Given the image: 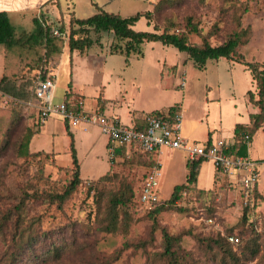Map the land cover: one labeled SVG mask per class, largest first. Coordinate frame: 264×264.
Wrapping results in <instances>:
<instances>
[{"label":"rangeland","instance_id":"obj_1","mask_svg":"<svg viewBox=\"0 0 264 264\" xmlns=\"http://www.w3.org/2000/svg\"><path fill=\"white\" fill-rule=\"evenodd\" d=\"M243 6L248 8L244 13ZM97 7L123 17L149 10L151 22L148 24L141 17L133 25L135 30L162 32L167 28L185 33L188 41L197 45L202 42L201 35L215 45L224 42L233 31L246 30L247 41L237 47L238 57L264 63V0H47L30 14L10 17L18 34L34 28V17L44 28H63L54 34L61 35L55 42L58 51L49 53L47 60L58 62L59 69L63 67L67 83L81 94L85 105H92L99 92L117 98L122 111L129 110L135 116L178 105L182 134L194 137L197 143L207 136L231 137L235 122L246 121L251 113L259 111L250 101L257 98L255 83L242 62L219 58L207 60L203 68H198L185 52L159 41L143 43V57H126L110 52L116 38L108 32L92 33L99 42L81 53L73 50L71 55L65 51L60 54L67 48L70 19L88 17ZM187 16L196 23L198 34L188 32ZM2 46L0 80L3 75L6 79L0 82V264H168L163 255L162 227L170 235L181 237L180 247L185 255L182 264H216L204 239L217 233L239 237L237 244L228 240L238 253L247 240H256L258 253L239 264H264V166L259 167L255 194L249 197L246 223L241 220L244 200L237 186L224 184L215 199L198 193L197 187L218 190L211 160L202 162L195 187L178 199L180 209L161 211L154 217L141 215L144 213L134 198L133 192L149 168L135 153L128 158L115 156L110 160L109 179L97 183L94 189L82 179L75 191L59 203L55 195L66 188L73 165L64 166V158L55 161L50 153L21 147L29 130L34 129L19 101L31 94L34 73L45 71L43 67L33 68L41 63L46 48L43 44L10 49ZM26 67L30 70L24 72ZM65 88L54 87V102L62 101ZM43 139L46 144L48 140ZM248 148L250 158L264 160V125L253 135ZM88 158L90 154L84 166ZM186 160V153L180 150L164 148L159 154L161 198L167 199L173 186L185 180ZM87 170L83 167V176H99ZM126 186L132 189L131 200L118 207L117 229L109 232L105 230L111 220L107 201ZM30 234L38 235L39 242L33 244L31 251L24 250L11 259L18 236L22 242ZM53 244L59 245V256L43 261L46 247Z\"/></svg>","mask_w":264,"mask_h":264},{"label":"trees","instance_id":"obj_2","mask_svg":"<svg viewBox=\"0 0 264 264\" xmlns=\"http://www.w3.org/2000/svg\"><path fill=\"white\" fill-rule=\"evenodd\" d=\"M241 10L242 13H244L248 10V8L246 6H243L241 7ZM141 17L146 18L149 24L152 19V12L147 10L144 12H137L131 16L123 17L118 13L108 12L100 7H97V11L88 17H72L69 23L67 47L70 52H72L73 50H77L81 53L93 44L99 42V37H93L92 33L99 35L100 33L108 32L116 38L115 42L110 46V52L122 53L126 57L130 56L131 54L143 57L142 44L145 42L159 41L163 45L173 46L179 51L185 52L188 58L191 59L198 68H203L207 60H216L219 58H226L228 60L242 62L249 69L251 77L255 83L257 98L254 99L252 97L250 98V101L254 105L258 106L259 111L256 113H251L249 115V120L246 123L237 122L234 125V139L228 151L232 154L247 155L248 146L252 140L253 135L260 127L264 125V63L243 61L241 55L240 57H238L239 54L237 53V47L247 41V38H244L246 30L241 29L233 31L228 35L224 42L215 45H212L206 39L205 35H201L202 42L200 45H197L190 43L185 33L169 31L167 28L162 32L135 30L133 28V25ZM33 23L34 28L30 32L23 31L18 34L15 31L13 24L11 23L8 12L0 11V45H3L2 49H10L15 48L16 46L25 47L26 45L32 46L36 44H43L46 48V53L41 56V63H39L33 69L38 70L43 67L45 71H42V75H45V73L48 71L47 69H45L46 65H49L47 56L51 52L58 51V46L55 42L60 39L61 35H53L51 28L42 27L39 19L36 17L33 18ZM185 26L189 33H199V29L196 23L192 21L191 16L186 17ZM62 30L63 28L60 29L59 32L61 33ZM29 70L30 68L26 67L24 72ZM37 72L34 73V77H36ZM4 79H6V77L3 75L0 82ZM67 97L68 94L66 98ZM178 109V105H171L164 110L152 111V113H155L159 116H167ZM22 111L25 114L27 120L30 121L29 123L31 124V127L34 129L29 130L26 138L21 142V147L23 149H27L30 138L34 133L38 132L40 125L36 123V115L33 111L28 112L25 111L24 108H22ZM68 134L71 138L69 150L73 167L72 174L66 188L62 193L55 195V199H57L59 203L63 202L67 197H69L70 194L75 191L77 186L82 181V178L79 174V161L76 156L73 139L69 132ZM32 152L38 153L44 151ZM117 155L125 157L124 147H118V149H116V156ZM204 160L205 159L201 157H197L191 160L187 159L185 163L187 167L185 180L182 183L173 186L172 192L167 199H163L159 195L158 204L151 209L143 211L141 210L142 213H144L141 215H151V217H154L161 211H165L168 209H180V206L177 205V201L182 193L187 192L195 187L200 166ZM145 162L148 164V166L151 164L150 162ZM110 177L111 175L108 171L97 179L87 180V182L90 183L89 188L94 189L97 183L109 179ZM215 180L218 181L217 172L214 177V181ZM95 181L96 183H94ZM224 188L225 187L218 185V190L215 191L213 188L206 189L204 191V189H200L198 187L197 190L199 194L205 193L206 198L215 199L217 193ZM256 188L257 184L254 186V189L247 197H242L244 200L243 211L241 214V220L243 221V223H246V221H248L247 215L250 208V204L248 201L253 196V194H255ZM137 192L138 190L135 193L133 192L135 199L137 196ZM131 196L132 189L131 187L126 186L122 190L118 189L109 197L106 209L108 210L107 212L109 215V219L111 220L105 227V230L112 232L117 229V209L118 207L124 206L126 203H128L131 200ZM96 200H98V197L96 198ZM209 219L211 220V223H214L212 218ZM127 227L128 225L126 224V229ZM160 230L162 234L163 255L167 257L168 264H182V260L185 255L184 252L181 251L180 247L181 237L179 235H170L164 227H162ZM231 235L232 234L221 235L220 233H217L215 234V236L204 239V246L209 252H211V256L216 264H239L242 259L249 260L258 253L259 245L254 239L247 240L243 245L240 253L234 251L228 241V238ZM20 237H23L22 233H20ZM20 237L18 236V242L15 244V249L13 251V254L11 255V259H16L18 255H21L24 250L31 251L33 244L39 242L38 235L34 236L33 234H30L28 238L22 242L19 241ZM58 246L59 245L53 244L49 247H46L43 253V261L46 262L47 260L58 257ZM12 264L15 263L12 262Z\"/></svg>","mask_w":264,"mask_h":264},{"label":"built area","instance_id":"obj_3","mask_svg":"<svg viewBox=\"0 0 264 264\" xmlns=\"http://www.w3.org/2000/svg\"><path fill=\"white\" fill-rule=\"evenodd\" d=\"M51 31L53 35L59 33L57 29L51 28ZM35 78L31 94L19 102L25 111L35 113L37 124L41 126L55 116L68 125L82 121L96 124L101 133L107 136L109 160L115 158L118 147H124L125 157L128 158L135 153L142 160L151 163L143 175L136 196L137 204L142 211L155 207L159 202L161 176L159 154L164 148L182 150L190 160L197 157L211 160L218 175V185L237 186L241 197H247L258 182L259 167L264 166V160L230 153L228 151L230 143L224 138L202 143L186 138L182 134L180 109L167 116L145 113L134 117L130 124H126L116 115L105 114L99 110L86 111L83 101L79 98L54 102L55 85L52 74L47 71L42 75L38 71ZM228 239L232 243L239 242L237 236L231 235Z\"/></svg>","mask_w":264,"mask_h":264},{"label":"crops","instance_id":"obj_4","mask_svg":"<svg viewBox=\"0 0 264 264\" xmlns=\"http://www.w3.org/2000/svg\"><path fill=\"white\" fill-rule=\"evenodd\" d=\"M47 0H4V6L0 7V11H6L8 12L9 17L11 16H21L23 14H30L33 12L34 9L39 8L43 4H45ZM68 52L69 55H71V52L69 51L68 47L66 49H62L60 54L63 52ZM59 54V56H61ZM59 58V57H58ZM59 61V60H57ZM50 68L48 69V72L52 74V78L54 80V87H60L61 85L65 88V96L68 94V97L66 98L64 96V99H81L83 101L84 108L86 111L92 112L95 110H99L104 112L105 114H112L118 116L121 121H123L122 118H126L127 122H132L134 120L135 114L133 112H128L129 115L126 117L123 116L127 114L126 111H122L121 109V102L116 98L113 99L109 95H103L101 92L98 93V98L92 105H85L84 99L81 97V94H77L76 90L70 87V82L67 83L68 79L64 75V69L61 66L60 69L58 67V62L55 61L49 62ZM103 77V75H102ZM75 92V94H72ZM67 93V94H66ZM28 98V97H27ZM26 99V98H24ZM22 99V100H24ZM249 120V118L246 121H240L242 123H246ZM30 122V121H29ZM124 122V121H123ZM237 122H235L236 124ZM234 124V125H235ZM42 126V125H41ZM234 128V127H233ZM234 131V129H233ZM68 132L71 134L76 156L79 161V174L82 179L85 180H94L103 175L104 173L110 171L111 169V162L108 157L107 152V144L108 140L105 139V137L100 133V129L96 124L93 123H87V122H77L74 124L67 125L61 118L55 116L48 119L42 128L38 130V132L34 133L32 137L30 138L28 148L31 151H44L46 153L52 154L55 161H61L60 158L65 159L64 166H71L72 165V159L70 155V136ZM255 135V134H254ZM216 138H223L222 136L218 137L215 135ZM232 134L231 137L224 138L227 141H229L230 145L233 143V137ZM46 138L48 141L45 144L44 139ZM186 137V136H185ZM190 140L195 139L194 137H191L188 135L186 137ZM211 140L209 136H207L206 139H204L203 142ZM249 147V146H248ZM34 149V150H33ZM167 150H171L170 148H165ZM172 150H179V149H172ZM249 150V148H248ZM247 150V156H249ZM182 151V150H180ZM91 158H88V164L90 168L87 170V166H84V161H86L87 157L89 156ZM93 156V157H92ZM119 157V156H116ZM255 159V158H252ZM259 160V159H255ZM83 167L87 171L94 172V175H99L97 178H93L94 176L86 175L83 176ZM201 167V166H200Z\"/></svg>","mask_w":264,"mask_h":264},{"label":"clouds","instance_id":"obj_5","mask_svg":"<svg viewBox=\"0 0 264 264\" xmlns=\"http://www.w3.org/2000/svg\"><path fill=\"white\" fill-rule=\"evenodd\" d=\"M4 6V0H0V7Z\"/></svg>","mask_w":264,"mask_h":264}]
</instances>
